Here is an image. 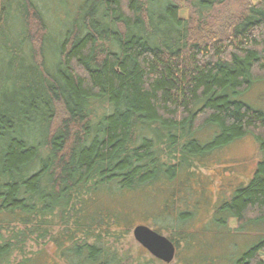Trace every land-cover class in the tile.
Returning a JSON list of instances; mask_svg holds the SVG:
<instances>
[{
  "label": "trees",
  "instance_id": "1",
  "mask_svg": "<svg viewBox=\"0 0 264 264\" xmlns=\"http://www.w3.org/2000/svg\"><path fill=\"white\" fill-rule=\"evenodd\" d=\"M225 2H0V264L12 255L36 264L43 247L25 248L46 242L60 264H145L107 243L122 241L134 218L109 199L126 203V192L174 173L194 178L195 165L246 135L260 153L251 178L197 229L257 234L233 259L229 240L226 254L264 264V111L239 100L264 81V0H242L214 29L202 18ZM192 214L176 213L180 243Z\"/></svg>",
  "mask_w": 264,
  "mask_h": 264
},
{
  "label": "rangeland",
  "instance_id": "2",
  "mask_svg": "<svg viewBox=\"0 0 264 264\" xmlns=\"http://www.w3.org/2000/svg\"><path fill=\"white\" fill-rule=\"evenodd\" d=\"M183 4L187 8L186 3L182 2ZM242 8V0H226L222 5H218L207 12L202 19L206 22L209 21L207 24H210L214 29L221 25L223 27V24L229 23L230 19L234 18ZM180 13L184 16L189 14V11L185 9V11ZM239 100L264 111V81L252 84L250 89L243 93ZM102 110V107H96L93 112L100 115ZM58 115L59 120L65 117L62 113ZM223 148V150L212 152L210 159L205 162V167L200 168L195 165L196 170L194 172H197V174L194 178L184 177L186 184L182 181L183 177L181 175L177 179L174 173L170 177H163L157 180L154 183V187L150 190L126 192V203L121 204L120 196H115L113 200L109 199L114 208L122 209L134 218L127 224L129 232L125 238H122V241L120 238L113 243L109 239L107 243L113 248L115 246L120 252L121 249H128L131 254L129 259L134 263L140 261L145 262V264H186L183 263V260L190 259L196 261L190 264H232L231 258L226 254L230 243L229 240H233L229 250L233 259L258 242L260 240L258 235L255 233V235L252 233H249V235H219L212 230L211 224L209 229L205 231L197 228L207 223L210 216L209 213H212L221 198L227 197L231 189L241 184L244 185L249 181L259 161L260 153L258 145L251 135H246ZM129 196L131 197L128 198ZM173 198L175 199L171 208L170 203ZM187 203L193 207L187 205ZM162 208H167L168 211H164L165 214H163L160 212ZM185 210L191 211V214L193 213L192 219L187 220L188 224H190L189 228L192 231L190 234L192 235L187 243H180V235H183L184 231L177 228V225H179L178 227L181 226L176 220V213ZM144 211L148 213L142 215ZM226 223L231 229L235 227L233 219H228ZM136 225L148 226L167 238L173 233L174 237L179 239L176 242L175 254L171 262L164 263L156 259L134 240L132 228ZM111 230L114 231L115 228H111ZM39 245L28 244L25 248V253L29 254L43 247L42 253H45L43 257H40L42 259L39 258L37 260L36 264H43L44 260H46L45 264H51L52 258L57 260L58 264L61 263L60 259L55 256L54 247L50 243L46 242L45 245L40 243ZM261 257L264 261V256ZM22 258L20 255H12L9 264H18Z\"/></svg>",
  "mask_w": 264,
  "mask_h": 264
},
{
  "label": "water",
  "instance_id": "3",
  "mask_svg": "<svg viewBox=\"0 0 264 264\" xmlns=\"http://www.w3.org/2000/svg\"><path fill=\"white\" fill-rule=\"evenodd\" d=\"M134 240L156 259L169 263L175 254V245L165 236L145 225L132 228Z\"/></svg>",
  "mask_w": 264,
  "mask_h": 264
}]
</instances>
